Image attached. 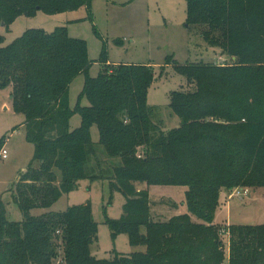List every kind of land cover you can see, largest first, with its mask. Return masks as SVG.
Wrapping results in <instances>:
<instances>
[{"label": "trees", "instance_id": "obj_1", "mask_svg": "<svg viewBox=\"0 0 264 264\" xmlns=\"http://www.w3.org/2000/svg\"><path fill=\"white\" fill-rule=\"evenodd\" d=\"M91 1L0 0V27L5 23L8 31L20 16L69 12ZM187 2L189 26L235 62L172 61L194 89L170 94L168 108L180 125L169 131L158 120L161 109L147 102L152 67L102 58L92 78L85 41L69 37L66 27L29 29L7 46L0 34V89L11 88L35 147L11 191L25 218L10 222L0 208V264H264V225L230 226L227 260L223 229L214 224L224 190L264 186V0ZM80 74L89 105L76 109L82 121L71 131L69 91ZM83 180L108 182L111 196L123 194L122 217H107L106 224L113 238L126 234L144 251L95 257L99 225L90 203L31 214L50 209ZM137 183L187 187L188 213L154 221L149 192Z\"/></svg>", "mask_w": 264, "mask_h": 264}, {"label": "rangeland", "instance_id": "obj_2", "mask_svg": "<svg viewBox=\"0 0 264 264\" xmlns=\"http://www.w3.org/2000/svg\"><path fill=\"white\" fill-rule=\"evenodd\" d=\"M5 27V23L0 27V34L5 36L4 46L29 29H43L51 33L57 27H66L69 37L85 41L92 62L89 71L92 78L100 74L102 58H106L109 64L152 67L155 82L149 89L147 102L161 109L158 120L165 131L180 125V119L168 108L170 94L194 89V85L174 69L172 61L179 65H219V58L222 57L227 60L225 64L235 62V58L231 59L220 48L214 49L207 45L200 37L199 28L194 30V27L189 26L187 0H92L89 5L69 12H39L33 17L20 16L8 27V31ZM85 81L86 76L80 74L70 85V107L73 111L69 120L71 131L79 128L82 121L76 109L89 105L88 100L81 97ZM25 121V116L14 110L11 88L0 89L1 150L8 152L7 159L0 158V208L3 207L7 219L14 223L23 221L25 215L11 191L35 155L34 145L27 140ZM91 137L93 142L99 141L96 126L91 129ZM136 187L149 192L154 221L165 222L188 213L187 187L148 186L146 183H137ZM248 189L250 195L241 199L229 198L235 189L221 193L214 224L223 229L221 238L227 260L230 254V226L264 225V186ZM88 203L99 225V239L92 246L95 257L110 259L115 253L130 255L145 250L143 247H132L126 234L112 237L106 218L119 220L126 198L120 192L111 196L109 183L105 181L83 180L75 191L63 195L50 209H35L31 214L64 213L71 207ZM192 219L200 223L196 217Z\"/></svg>", "mask_w": 264, "mask_h": 264}, {"label": "built area", "instance_id": "obj_3", "mask_svg": "<svg viewBox=\"0 0 264 264\" xmlns=\"http://www.w3.org/2000/svg\"><path fill=\"white\" fill-rule=\"evenodd\" d=\"M227 60L220 57L219 58V63L221 65H227L225 64ZM229 62V61H228ZM0 158H3V159H7L8 158V152L6 150H2L1 153H0ZM250 195V190L248 188H238V189H235L229 196L230 199H233V198H247L248 196ZM59 264V263H58Z\"/></svg>", "mask_w": 264, "mask_h": 264}, {"label": "water", "instance_id": "obj_4", "mask_svg": "<svg viewBox=\"0 0 264 264\" xmlns=\"http://www.w3.org/2000/svg\"><path fill=\"white\" fill-rule=\"evenodd\" d=\"M4 26V23H2V25H1V27H3ZM18 200V199H17Z\"/></svg>", "mask_w": 264, "mask_h": 264}]
</instances>
